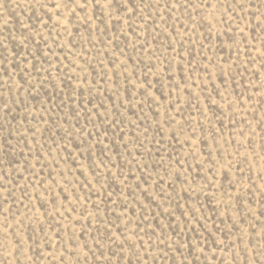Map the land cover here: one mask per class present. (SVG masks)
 I'll return each mask as SVG.
<instances>
[{
    "label": "rangeland",
    "instance_id": "1",
    "mask_svg": "<svg viewBox=\"0 0 264 264\" xmlns=\"http://www.w3.org/2000/svg\"><path fill=\"white\" fill-rule=\"evenodd\" d=\"M0 264H264V0H0Z\"/></svg>",
    "mask_w": 264,
    "mask_h": 264
}]
</instances>
